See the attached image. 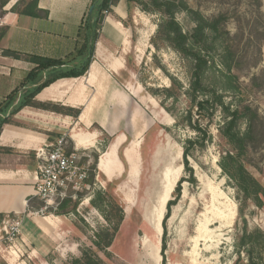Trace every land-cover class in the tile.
Segmentation results:
<instances>
[{"label": "rangeland", "instance_id": "obj_1", "mask_svg": "<svg viewBox=\"0 0 264 264\" xmlns=\"http://www.w3.org/2000/svg\"><path fill=\"white\" fill-rule=\"evenodd\" d=\"M12 1L2 6L0 0V40L6 27L3 19ZM187 1L209 17L226 15L222 36L210 54L204 82L222 94L225 103H231L232 108L249 105L253 110L251 115L257 113L242 161L264 187V0ZM131 14L132 22L126 18V23L133 27L128 68L135 76H125V79L131 88L136 84L142 88L127 121L132 124L125 125L126 140L119 148V155L128 167L126 165L120 177H113L112 185L101 184L105 175L97 161L112 140L102 134L101 145L89 148L91 165L95 168L91 175L95 184L92 182L89 200L74 211V217L62 216L77 225L82 249L95 248L94 234L107 224L103 216L107 206L100 198L97 206L92 200L98 192L107 191L124 206L125 220L109 254L98 252L105 264H235L236 243L244 222L238 213V190L225 169L224 156L232 146L219 133L224 113L219 108L213 113L209 107L200 113L194 109L188 114L191 102L186 89L190 83L191 64L171 47L162 46L156 50L152 45L151 37L160 19L158 14L142 11L138 3ZM177 18L185 31L194 26L185 12H179ZM171 85H174V96L166 98L163 90ZM187 115H191L193 125H200L201 134L187 120ZM240 128L247 130V120L241 122ZM205 136V146H197L187 158L196 178V182L188 181L191 176L185 167L184 146L190 138ZM132 141H136L134 149L138 163L134 176L126 155L127 148L130 146V150L134 144ZM180 179H184L181 197L166 218L167 203L174 198ZM169 185H173V191L170 190L165 204L159 236L155 228L156 216L161 195ZM262 200L261 206L251 203L245 212L250 230L258 227L264 232V193ZM165 230L167 247L163 257ZM256 256L264 259V244L258 247ZM239 264H249L245 253Z\"/></svg>", "mask_w": 264, "mask_h": 264}, {"label": "crops", "instance_id": "obj_2", "mask_svg": "<svg viewBox=\"0 0 264 264\" xmlns=\"http://www.w3.org/2000/svg\"><path fill=\"white\" fill-rule=\"evenodd\" d=\"M16 2L12 1L3 19L7 30L0 40V106L37 65L24 55L67 59L74 53L83 41L92 0H39L38 7L48 12L44 17L13 12ZM130 10L134 8L129 9L127 0H119L105 14L93 58L83 75L60 78L36 95L40 102L80 109L78 116L26 106L14 115V123L1 127L0 223L8 215L22 219L17 246L11 249L15 253L7 244H0L1 262L63 264L81 255V233L73 221L58 214L39 215L35 213L37 208L30 206V201L37 199L31 196L38 170L37 149L49 146L63 134L69 135L70 146L98 148L101 135L107 134L112 140L97 161L105 175L103 182H113V177L124 172L119 148L126 140L125 125L130 123L129 114L142 88L140 84L131 88L125 79L135 76L128 68L133 41V27L126 23ZM5 49L22 56L5 54ZM71 64L81 65L82 59ZM132 142V148L125 152L133 176L138 163L136 141Z\"/></svg>", "mask_w": 264, "mask_h": 264}, {"label": "trees", "instance_id": "obj_3", "mask_svg": "<svg viewBox=\"0 0 264 264\" xmlns=\"http://www.w3.org/2000/svg\"><path fill=\"white\" fill-rule=\"evenodd\" d=\"M9 1L10 0H1V5L5 6ZM38 1L39 0H29L24 3L22 0H18L12 6L11 10L18 14L47 16L48 12L38 7ZM118 1L119 0H92L89 16L85 23L83 41L67 59L24 55L27 60L37 65L29 72L21 84L8 95L5 104L0 106V131L3 124L9 122L14 123V115L26 106L78 116L80 109H73L51 102H40L35 99L36 95L43 88L60 78L81 76L87 71L95 52V45L105 14L109 12L112 6L116 5ZM127 3L129 4V9L134 8L135 4L138 3L142 11L158 14L160 16L156 32L151 37V43L156 50H159L162 46L171 47L191 64L190 83L188 89H186V94L189 96L191 102L188 114H191L194 109H197V112L200 113L202 110L209 107L212 108L213 113L217 108L221 109L224 113V122L219 127V133L232 146V150H229L224 156L226 161L225 169L229 178L235 182V187L238 190V213L244 222L241 235L236 243L237 259L235 264H239L243 253L247 255L249 264H264V259H258L256 256L258 247L264 244V232L258 227L250 230L245 213L251 203L257 206L262 205L264 187L242 161L248 149L251 124L254 120L253 117L256 116L257 113H254V116H252L253 110L249 105L232 108L231 103H225L222 94L210 88L204 82V74L211 60L210 54L218 38L222 36L226 15L221 13L209 17L201 10L192 7L187 0H127ZM179 12L187 13L194 22V26L190 31H185L181 26L177 18ZM128 18L132 22L131 10L129 11ZM6 30L5 27V32ZM3 53L15 57L22 56L20 53L8 49L3 50ZM76 59H82V64L72 65L71 63ZM43 73H45V77H43ZM173 90L174 85L166 87L163 90L165 92V97L170 98L174 96ZM8 113L9 115L6 116ZM187 116V120H189L193 128L201 134L202 128L200 125H193L190 118L191 115ZM243 120H247L248 122V128L245 131H242L240 128V124ZM205 141L206 136L203 138H190L184 146L185 167L189 170L191 176L188 181L196 182V178L194 177L193 168L189 166L187 158L197 146L204 147L206 144ZM121 159L126 168L128 163L126 164L124 158L121 157ZM183 180L184 179H180L178 181L174 198L170 199L167 203L166 218L170 216L172 207L177 204L181 197ZM110 185H112V182H109L107 186ZM98 198L107 206L103 213L107 224L95 232L93 239L95 248H83L80 256L71 257L65 264H105V261L98 252L103 251L105 254H109L108 250L112 246L125 220V208L114 195H110L107 191L98 192L96 199L92 200L94 206H97ZM41 205L42 201L38 199L30 201V206L33 208H39ZM77 205L78 202L76 201H66L56 211V214L65 215L69 212H74L76 211ZM166 247L167 240L165 230L162 237L163 257ZM0 264L6 263L0 261ZM163 264L166 263L163 262Z\"/></svg>", "mask_w": 264, "mask_h": 264}, {"label": "built area", "instance_id": "obj_4", "mask_svg": "<svg viewBox=\"0 0 264 264\" xmlns=\"http://www.w3.org/2000/svg\"><path fill=\"white\" fill-rule=\"evenodd\" d=\"M69 135L63 134L54 143L37 149L38 170L34 192L31 195L42 201L35 209L39 215L56 214L66 201L78 202L77 210L89 200L92 187L91 175L95 168L89 147L70 146ZM103 185L104 182L101 181ZM91 198V197H90ZM75 212L65 214L74 217ZM22 219L19 215H8L0 223V244H7L10 250L16 248L21 235ZM15 253V250H11Z\"/></svg>", "mask_w": 264, "mask_h": 264}, {"label": "bare ground", "instance_id": "obj_5", "mask_svg": "<svg viewBox=\"0 0 264 264\" xmlns=\"http://www.w3.org/2000/svg\"><path fill=\"white\" fill-rule=\"evenodd\" d=\"M135 173V172H134ZM134 173H133V176H134ZM174 183V182H173ZM166 185V184H165ZM172 186L173 185H169V187H167V190L165 189L166 192H164L160 197H161V203H160V210L158 215L156 216V225H155V228H156V231H157V234L160 236L161 233H162V229H163V226H162V218L164 216V213L166 211V202L168 201V196H169V192L170 190H172ZM166 187V186H165ZM173 191V190H172ZM158 206V205H157ZM159 207V206H158Z\"/></svg>", "mask_w": 264, "mask_h": 264}]
</instances>
